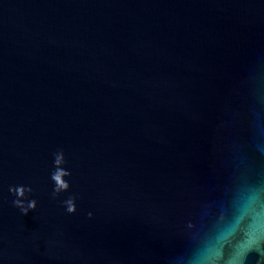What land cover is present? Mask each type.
<instances>
[{
  "label": "water",
  "instance_id": "1",
  "mask_svg": "<svg viewBox=\"0 0 264 264\" xmlns=\"http://www.w3.org/2000/svg\"><path fill=\"white\" fill-rule=\"evenodd\" d=\"M250 187L264 0H0V264H192Z\"/></svg>",
  "mask_w": 264,
  "mask_h": 264
},
{
  "label": "clouds",
  "instance_id": "2",
  "mask_svg": "<svg viewBox=\"0 0 264 264\" xmlns=\"http://www.w3.org/2000/svg\"><path fill=\"white\" fill-rule=\"evenodd\" d=\"M55 179L66 187L59 175ZM253 252L257 264H264V189L258 187L237 195L231 216L221 217L214 235L194 254L192 264H246Z\"/></svg>",
  "mask_w": 264,
  "mask_h": 264
}]
</instances>
